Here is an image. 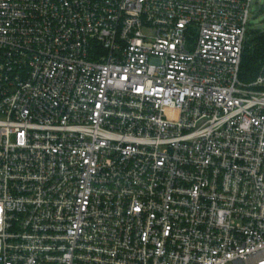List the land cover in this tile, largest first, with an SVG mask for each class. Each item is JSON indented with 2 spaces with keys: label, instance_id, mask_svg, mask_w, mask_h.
<instances>
[{
  "label": "built area",
  "instance_id": "obj_1",
  "mask_svg": "<svg viewBox=\"0 0 264 264\" xmlns=\"http://www.w3.org/2000/svg\"><path fill=\"white\" fill-rule=\"evenodd\" d=\"M255 0H0V264H264Z\"/></svg>",
  "mask_w": 264,
  "mask_h": 264
},
{
  "label": "trees",
  "instance_id": "obj_2",
  "mask_svg": "<svg viewBox=\"0 0 264 264\" xmlns=\"http://www.w3.org/2000/svg\"><path fill=\"white\" fill-rule=\"evenodd\" d=\"M245 43L240 79L245 83H252L264 70V31L249 28Z\"/></svg>",
  "mask_w": 264,
  "mask_h": 264
},
{
  "label": "rangeland",
  "instance_id": "obj_3",
  "mask_svg": "<svg viewBox=\"0 0 264 264\" xmlns=\"http://www.w3.org/2000/svg\"><path fill=\"white\" fill-rule=\"evenodd\" d=\"M253 12L255 17L251 19L250 29L264 31V0H255Z\"/></svg>",
  "mask_w": 264,
  "mask_h": 264
}]
</instances>
